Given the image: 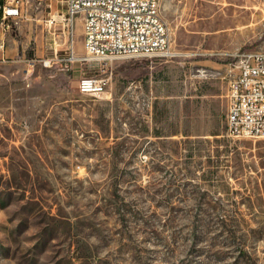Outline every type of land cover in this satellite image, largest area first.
<instances>
[{
	"label": "rangeland",
	"instance_id": "rangeland-1",
	"mask_svg": "<svg viewBox=\"0 0 264 264\" xmlns=\"http://www.w3.org/2000/svg\"><path fill=\"white\" fill-rule=\"evenodd\" d=\"M65 8L30 0L0 51V264H264V139L227 130L264 0H161L173 59H74Z\"/></svg>",
	"mask_w": 264,
	"mask_h": 264
},
{
	"label": "built area",
	"instance_id": "built-area-1",
	"mask_svg": "<svg viewBox=\"0 0 264 264\" xmlns=\"http://www.w3.org/2000/svg\"><path fill=\"white\" fill-rule=\"evenodd\" d=\"M29 1L0 0L3 53L5 35L24 18ZM65 4L66 8L51 13L45 24L54 31L62 28V34L73 42L75 24L82 22L86 56L72 55L74 59H173L183 55L172 48L169 28L161 15V0H65ZM54 35L60 37L55 32ZM232 71L227 92L228 135L264 139V50L239 49ZM109 83L108 76H84L78 82V90L98 96Z\"/></svg>",
	"mask_w": 264,
	"mask_h": 264
},
{
	"label": "crops",
	"instance_id": "crops-1",
	"mask_svg": "<svg viewBox=\"0 0 264 264\" xmlns=\"http://www.w3.org/2000/svg\"><path fill=\"white\" fill-rule=\"evenodd\" d=\"M63 2L65 3V0H63ZM66 5V4H65ZM3 53V52H2ZM4 55V54H3Z\"/></svg>",
	"mask_w": 264,
	"mask_h": 264
}]
</instances>
